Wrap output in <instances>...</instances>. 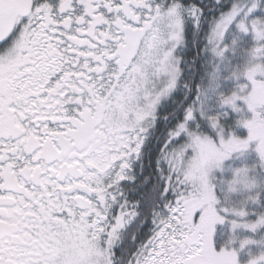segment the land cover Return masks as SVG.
I'll use <instances>...</instances> for the list:
<instances>
[{
  "label": "snow or ice",
  "instance_id": "obj_1",
  "mask_svg": "<svg viewBox=\"0 0 264 264\" xmlns=\"http://www.w3.org/2000/svg\"><path fill=\"white\" fill-rule=\"evenodd\" d=\"M0 264H264V0H0Z\"/></svg>",
  "mask_w": 264,
  "mask_h": 264
}]
</instances>
